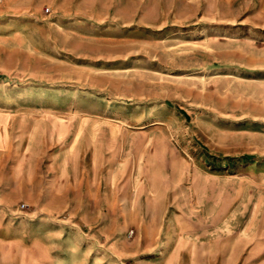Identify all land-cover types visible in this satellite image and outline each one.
Returning <instances> with one entry per match:
<instances>
[{"label":"rangeland","instance_id":"obj_1","mask_svg":"<svg viewBox=\"0 0 264 264\" xmlns=\"http://www.w3.org/2000/svg\"><path fill=\"white\" fill-rule=\"evenodd\" d=\"M0 264H264V0H0Z\"/></svg>","mask_w":264,"mask_h":264}]
</instances>
